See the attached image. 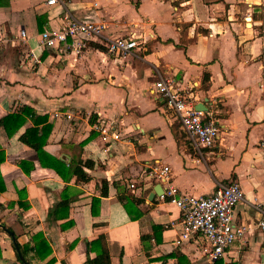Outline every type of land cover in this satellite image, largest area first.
Returning a JSON list of instances; mask_svg holds the SVG:
<instances>
[{
	"label": "crops",
	"instance_id": "obj_1",
	"mask_svg": "<svg viewBox=\"0 0 264 264\" xmlns=\"http://www.w3.org/2000/svg\"><path fill=\"white\" fill-rule=\"evenodd\" d=\"M66 14L103 25V37L80 53L44 48L41 34L59 30ZM0 33L7 37L0 121L24 106L36 112L13 136L0 127V224L19 246L35 247L42 235L52 250L43 258L30 251L29 264H85L98 253L88 243L100 236L112 264H223L209 259L202 240L178 243L180 209L161 196L151 201L159 184L142 179L157 163L171 168L182 195L238 182L246 200L235 221L251 228L230 256L264 264V231L255 227L264 206V0H0ZM122 37L140 44L125 58L106 46ZM160 76L213 112L221 131L215 147L196 150L188 141L154 91ZM44 116L53 127L45 166L21 140ZM107 122L118 140L99 130ZM119 195L134 198L129 210ZM0 264H23L2 229Z\"/></svg>",
	"mask_w": 264,
	"mask_h": 264
},
{
	"label": "built area",
	"instance_id": "obj_2",
	"mask_svg": "<svg viewBox=\"0 0 264 264\" xmlns=\"http://www.w3.org/2000/svg\"><path fill=\"white\" fill-rule=\"evenodd\" d=\"M68 0H47L49 6H66ZM103 25L84 22L66 14L59 30H45L41 34V45L46 49L60 52L80 53L89 47V42L103 37ZM20 38L26 40L23 30ZM7 37L0 33V52ZM110 53L119 58H125L140 46L135 37L108 39L106 44ZM154 91L164 100L166 107L173 114L186 134L188 141L196 150L215 147L220 139V126L212 111L196 110L195 102L170 77L160 76L155 82ZM71 118V115L68 116ZM114 123L107 122L99 130L106 137L113 130ZM114 139L120 135L113 130ZM144 171V170H143ZM146 177L162 185V199H169L181 211V234L178 243L191 240H202L207 248V255L212 262L223 261V264H235V258L230 256L232 249L246 238L248 227L238 225L235 221L236 208L246 200L242 186L234 181L229 184L218 183L216 191L207 196L182 195L171 181V168L165 164H155L149 171H144ZM141 178V177H140ZM129 188L136 189V182ZM261 218L255 227L264 231V206H257Z\"/></svg>",
	"mask_w": 264,
	"mask_h": 264
},
{
	"label": "trees",
	"instance_id": "obj_3",
	"mask_svg": "<svg viewBox=\"0 0 264 264\" xmlns=\"http://www.w3.org/2000/svg\"><path fill=\"white\" fill-rule=\"evenodd\" d=\"M40 23V28L42 29L41 25V18L38 19ZM30 116H36V112L33 108L29 106H24L19 113H14L6 116L4 119L0 121V127H4V129L7 131L9 136H13L16 131H18L21 127H23L26 124V117ZM35 121V126L28 129L24 135L21 136V140L27 144L28 146L35 149L39 155L41 164L45 166V160H44V147L47 144L48 138L52 132V125L51 124H45L47 121V117H37ZM16 124V125H15ZM40 125H43L42 128H39ZM40 131L42 134L40 135ZM5 160V153L0 150V167L2 163ZM75 174L78 175V178L80 180H88V176L86 173L80 171V170H74ZM1 182V178H0ZM5 190V187L3 184H0V193ZM102 194L107 195L108 192L105 190V187L103 188ZM119 199L124 203L125 207L129 210V204L134 202V198L131 196H125V195H119ZM128 202V206H127ZM61 207L63 208V204H61ZM35 240H39V244L35 247H29V246H20V249L22 251L23 256L27 259L28 253L30 251H34L37 257L43 258L46 257L48 254L51 253V247L49 243L46 241V239L43 238L42 235H38L34 237ZM88 250L91 252H98L97 256L92 259L88 258L87 262L85 264H112L111 263V257L110 252L107 247L106 237L100 236L98 239H96L93 242L88 243Z\"/></svg>",
	"mask_w": 264,
	"mask_h": 264
},
{
	"label": "water",
	"instance_id": "obj_4",
	"mask_svg": "<svg viewBox=\"0 0 264 264\" xmlns=\"http://www.w3.org/2000/svg\"><path fill=\"white\" fill-rule=\"evenodd\" d=\"M195 108H196V110H198V111H199V110H204V111H207V110H208V108H207L204 104H197V106H196ZM162 192H163L162 186L159 184V185L154 189V192L150 195V200H151V201L154 200V198H155L156 196H160V195L162 194ZM0 229L4 230L6 233H8V234L12 237L13 242H14V245H15V247H16V250H17V252H18V255H19V258H20L21 262H22L23 264H29V263L27 262V260L25 259V257L23 256V254H22V251H21V249H20V246H19L18 243H17V240H16V237H15L14 233H13L10 229H8L6 226H4L3 224H0Z\"/></svg>",
	"mask_w": 264,
	"mask_h": 264
}]
</instances>
